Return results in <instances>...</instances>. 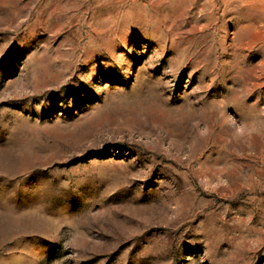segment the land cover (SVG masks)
<instances>
[{
    "label": "rangeland",
    "instance_id": "rangeland-1",
    "mask_svg": "<svg viewBox=\"0 0 264 264\" xmlns=\"http://www.w3.org/2000/svg\"><path fill=\"white\" fill-rule=\"evenodd\" d=\"M0 264H264V0H0Z\"/></svg>",
    "mask_w": 264,
    "mask_h": 264
}]
</instances>
